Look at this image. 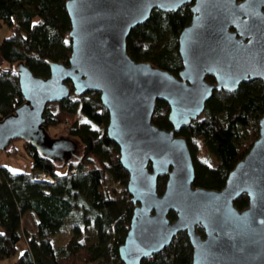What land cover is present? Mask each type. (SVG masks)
<instances>
[{"label":"water","instance_id":"95a60500","mask_svg":"<svg viewBox=\"0 0 264 264\" xmlns=\"http://www.w3.org/2000/svg\"><path fill=\"white\" fill-rule=\"evenodd\" d=\"M183 4L190 19L177 35L176 75L131 59L125 48L130 29L152 9L176 11ZM64 8L67 62L48 61L45 77L15 64L21 103L0 119V151L20 139L48 161L71 160L78 141L50 136L43 111L70 94L97 92L132 204L117 246L120 263L140 264L183 232L191 264H264V113L256 138L218 190L192 186L191 156L177 134L201 115L213 91L231 93L252 79L264 84V0H65ZM157 100L167 105L169 129L151 122ZM240 195L247 204L239 210L233 201Z\"/></svg>","mask_w":264,"mask_h":264},{"label":"trees","instance_id":"16d2710c","mask_svg":"<svg viewBox=\"0 0 264 264\" xmlns=\"http://www.w3.org/2000/svg\"><path fill=\"white\" fill-rule=\"evenodd\" d=\"M65 0H0V26L7 29L0 39V119L21 103L15 64L22 62L32 74L48 75V61L66 63L70 52L69 20ZM188 4L176 11L152 9L148 19L130 29L126 53L134 61L152 65L176 75L181 68L177 35L190 19ZM205 80L213 82L209 75ZM167 105L157 100L151 122L169 129ZM264 113V84L258 79L241 82L234 92L213 91L201 115L182 127L193 165L192 186L220 189L228 171L242 158L257 136V121ZM44 126L51 136L62 134L78 141L76 155L64 163L41 157L21 140L31 161L30 170L13 172L0 165V260L16 251L21 239V217L31 212L35 230L18 255L16 264H88L117 260L131 215L132 204L125 189L127 174L118 162L117 146L107 138V111L97 92L48 103ZM12 144L3 151L16 153ZM213 156L208 165L202 158ZM43 173L51 182L39 180ZM165 176L158 177L157 191ZM117 201H123L119 207ZM247 204L245 195L233 201L237 209ZM172 220L174 213L169 212ZM92 224L97 242L84 247L80 232ZM70 231L61 245L51 243L55 233ZM197 232H201L199 228ZM112 235H115L113 237ZM117 264H121L120 261ZM140 264H191V248L183 232L170 244Z\"/></svg>","mask_w":264,"mask_h":264},{"label":"rangeland","instance_id":"374dc122","mask_svg":"<svg viewBox=\"0 0 264 264\" xmlns=\"http://www.w3.org/2000/svg\"><path fill=\"white\" fill-rule=\"evenodd\" d=\"M6 31H7L6 27L4 25H1L0 26V39L3 37V35L6 34ZM70 97L73 98V97H75V95L70 94ZM52 130H53V128H49L47 131L48 134L51 133ZM58 135H62V134L59 133V134H56L55 136H58ZM11 142L17 150L16 151L17 155L15 156V158H10V157L8 158V157L0 154V155H2V156H0V162H4L5 164H7V166L11 170L18 168V166H19V168H21V170L29 171L31 161L24 152L21 140L20 139H13ZM17 157H19L23 160V165L22 164L18 165L19 163L15 162V161L12 162V159H16ZM201 159H203L210 166H215L217 163L216 159L213 156H210L207 159L201 157ZM124 203H123V201H121V202L117 201V204L119 207L120 206L124 207ZM34 230H35V217L33 216V214H31V212H29V211L25 212L21 217V239L16 244V251L14 254L1 259L0 264H16L18 255L25 248L27 238L31 234L34 233ZM96 234L97 233H96L94 226L92 224H90L86 227V229H84L80 232V236H79L78 241L84 247L94 245L97 242ZM70 235H71L70 231L57 232L53 235L51 243L53 246H58V245L64 244L68 240ZM112 236L115 237V235H112ZM118 262H119V260L112 258L109 264H117ZM99 263H100V260H96V261L90 262L88 264H99Z\"/></svg>","mask_w":264,"mask_h":264},{"label":"crops","instance_id":"0c3cea01","mask_svg":"<svg viewBox=\"0 0 264 264\" xmlns=\"http://www.w3.org/2000/svg\"><path fill=\"white\" fill-rule=\"evenodd\" d=\"M24 152H25V150H24ZM0 154H2L3 156H6V154H5L3 151H0ZM25 154H26V153H25ZM2 155H0V156H2ZM16 155H17V152H16L15 154H12V155H9V156H6V157H8V158H9V157H10V158H15ZM26 155H27V154H26ZM28 158H29V157H28ZM13 161L19 163L18 165H20V164L23 165V160H22L21 158H19V157H17L16 159H12V162H13ZM0 165L9 168V167L7 166V164H5L4 162H0ZM9 169H10V168H9ZM10 170H11V169H10ZM11 171H13V172H23V170H21V168H19V166H18V168L13 169V170H11Z\"/></svg>","mask_w":264,"mask_h":264},{"label":"built area","instance_id":"2783aa9c","mask_svg":"<svg viewBox=\"0 0 264 264\" xmlns=\"http://www.w3.org/2000/svg\"><path fill=\"white\" fill-rule=\"evenodd\" d=\"M37 178H38L39 180H43V181H46V182H51V179H50L48 176H46L45 174H43V173H40V174L37 176Z\"/></svg>","mask_w":264,"mask_h":264},{"label":"flooded vegetation","instance_id":"af4514ba","mask_svg":"<svg viewBox=\"0 0 264 264\" xmlns=\"http://www.w3.org/2000/svg\"><path fill=\"white\" fill-rule=\"evenodd\" d=\"M189 6V5H188Z\"/></svg>","mask_w":264,"mask_h":264}]
</instances>
